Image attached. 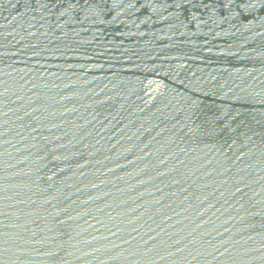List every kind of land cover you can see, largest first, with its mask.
I'll list each match as a JSON object with an SVG mask.
<instances>
[{"label": "water", "instance_id": "obj_1", "mask_svg": "<svg viewBox=\"0 0 264 264\" xmlns=\"http://www.w3.org/2000/svg\"><path fill=\"white\" fill-rule=\"evenodd\" d=\"M0 264H264V0H0Z\"/></svg>", "mask_w": 264, "mask_h": 264}]
</instances>
